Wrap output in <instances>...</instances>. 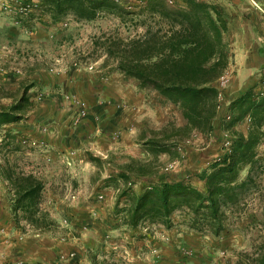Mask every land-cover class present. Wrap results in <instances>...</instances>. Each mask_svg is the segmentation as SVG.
Returning a JSON list of instances; mask_svg holds the SVG:
<instances>
[{"label":"rangeland","instance_id":"rangeland-1","mask_svg":"<svg viewBox=\"0 0 264 264\" xmlns=\"http://www.w3.org/2000/svg\"><path fill=\"white\" fill-rule=\"evenodd\" d=\"M206 1L216 4L227 20L224 40L230 63L215 83L219 105L214 129L207 134L193 132L179 142V155L171 156L151 152L145 142L169 123L185 125L181 109L118 71L117 59L107 54L110 36L144 33L139 16L103 11L86 20L72 13L52 16L40 0H0V112L22 97L28 100L23 119L0 124V183L7 189L11 208L13 195L3 173L6 162L44 183L42 208L52 222L47 230L28 225L22 211L18 224L12 208L22 234H40L44 254L40 264L80 260L81 254L75 251L53 258L55 244L70 239H89L86 259L92 264H189L192 256H198L196 264H237L240 253L264 242V162L255 166L245 199L227 213L222 234L190 229L180 223L178 214L170 228L122 223L120 209L128 203L127 192L139 193L156 183L177 180L204 190L200 174L230 150L236 133L248 134V119L228 127L231 102L251 88L264 92V0ZM143 2L131 0L127 9L138 12ZM170 4L184 6L182 0H170ZM77 80L84 81L82 90L89 92L90 85L93 96L105 95L110 84L136 85L138 93L144 94L143 104L135 107L123 101L125 107L119 113L106 115L105 107L116 104L115 96L95 98L97 103H92ZM88 124L97 133L81 130L92 127ZM116 126L120 129L115 130ZM57 130L64 131V145L71 153L76 147L81 150L85 141L82 159L64 155L62 144L58 146L52 138ZM101 134L110 136L106 150L98 143ZM256 152L257 158H264V141ZM132 159L150 163L153 174L135 177L129 173L125 166ZM250 170L246 166L241 179Z\"/></svg>","mask_w":264,"mask_h":264},{"label":"trees","instance_id":"trees-1","mask_svg":"<svg viewBox=\"0 0 264 264\" xmlns=\"http://www.w3.org/2000/svg\"><path fill=\"white\" fill-rule=\"evenodd\" d=\"M182 1L184 6L171 5L170 0H145L138 12H132L127 9L131 0H40L43 10L52 16L72 13L91 20L103 11L139 16L144 33L126 38L110 36L107 54L117 59L118 71L181 109L185 125L169 123L145 142L151 152L171 156L179 155V142L193 132L207 134L214 129L219 105L215 83L227 72L231 55L224 40L227 20L217 5L206 0ZM26 101L22 97L9 110L1 111L0 124L23 119ZM229 111L228 127L248 119V134L236 133L230 150L200 174L205 189L177 180L156 183L139 193L127 192L128 203L120 209L123 224L170 228L178 214L180 223L190 229L215 235L224 232L227 213L245 199L254 182L255 166L264 162L256 152V146L264 141V92L253 88L245 91L231 102ZM248 165L251 170L246 179H241ZM125 167L135 177L154 172L150 163L135 159ZM3 173L13 195L17 223L18 212L22 211L28 225L47 230L52 222L42 208L43 181L33 173L14 170L7 162ZM237 264H264V242L251 252L240 253Z\"/></svg>","mask_w":264,"mask_h":264},{"label":"crops","instance_id":"crops-1","mask_svg":"<svg viewBox=\"0 0 264 264\" xmlns=\"http://www.w3.org/2000/svg\"><path fill=\"white\" fill-rule=\"evenodd\" d=\"M79 75L76 76L78 77ZM76 84L78 85L79 89H81V87H85L84 81L82 82L81 80H77ZM92 90L94 89L90 85L89 92L86 91V89H81V91H83V95H85L92 103L94 102L95 98L99 101V98L101 97L108 98V95L115 96L113 100L116 102V104L105 107L108 108V111L105 110L106 115L108 113H111V115L114 116L116 113H119L120 107H125V102L123 101H127L129 104L137 107L143 104L144 100V94L138 93L136 85L127 87L124 85L119 86L118 84H110L109 90L105 95L102 96H93V92H91ZM88 125L92 127H89L87 130L82 128L81 130H85L90 133H97V130L94 129L93 125ZM118 129L120 128L116 126L115 130ZM63 133L64 131L61 132V130H57V133L52 135V138H54V142L58 143V146L62 144V146L60 147L61 150L65 152L64 155H68V157L71 158L74 157L75 159L78 157L82 159L83 157L81 156L83 155V153L81 151H83V146H86L85 141H82L81 143V150L80 148L76 147L75 152L71 153L72 151H70L69 148L64 145L66 138ZM98 137V143L100 144L99 146L106 150L108 145L107 141L105 140L106 138H110V136H107L106 134H101L98 135ZM87 142L90 143L91 139H88ZM11 205L12 204L10 198L8 197L6 187L2 183H0V264H18L17 260H23L26 262V264H40V256L44 255L42 252H40V248L43 244L42 240H40V234H22L14 222ZM86 240L89 239H70L68 242H59L58 244H55L56 250L55 253L52 252L53 258H58L61 252L71 253L72 251H75L76 253L81 254L80 260L75 262H69L67 260L63 261L59 259V264H92L86 259V250L88 247H90V243H88ZM85 241L87 244H85ZM196 261H198V256H192L191 258H189L188 262L189 264H196Z\"/></svg>","mask_w":264,"mask_h":264},{"label":"built area","instance_id":"built-area-1","mask_svg":"<svg viewBox=\"0 0 264 264\" xmlns=\"http://www.w3.org/2000/svg\"><path fill=\"white\" fill-rule=\"evenodd\" d=\"M23 262H24L23 260H18L17 261L18 264H23Z\"/></svg>","mask_w":264,"mask_h":264}]
</instances>
